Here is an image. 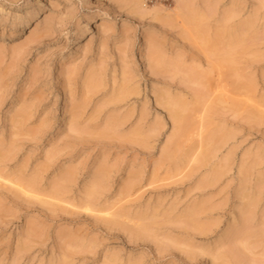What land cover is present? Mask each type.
<instances>
[{"label": "rangeland", "instance_id": "rangeland-1", "mask_svg": "<svg viewBox=\"0 0 264 264\" xmlns=\"http://www.w3.org/2000/svg\"><path fill=\"white\" fill-rule=\"evenodd\" d=\"M0 264H264V0H0Z\"/></svg>", "mask_w": 264, "mask_h": 264}, {"label": "bare ground", "instance_id": "bare-ground-1", "mask_svg": "<svg viewBox=\"0 0 264 264\" xmlns=\"http://www.w3.org/2000/svg\"><path fill=\"white\" fill-rule=\"evenodd\" d=\"M28 7H30V6H28ZM30 13H31V11L28 9L26 13H23L24 14L23 18H26ZM92 18H93V15H90V16L86 17L85 24L81 26L82 30H85V29H87L89 27V25L91 24ZM229 54H231V53H229ZM220 85H222V82L220 83ZM173 116L176 117L177 115L175 113H173Z\"/></svg>", "mask_w": 264, "mask_h": 264}]
</instances>
